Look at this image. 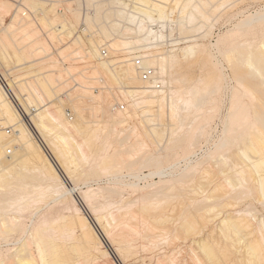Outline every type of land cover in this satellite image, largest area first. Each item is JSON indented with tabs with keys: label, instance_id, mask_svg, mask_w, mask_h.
Masks as SVG:
<instances>
[{
	"label": "bare ground",
	"instance_id": "bare-ground-1",
	"mask_svg": "<svg viewBox=\"0 0 264 264\" xmlns=\"http://www.w3.org/2000/svg\"><path fill=\"white\" fill-rule=\"evenodd\" d=\"M16 1L18 0L14 1V9H13L14 14H12L13 16L11 17L10 22L7 23L3 19L9 13V10H7V6H6L7 3L5 1L0 0V70L3 76L7 78H9V74L11 75L12 73L14 75L17 73V71H20V75H23L26 78L23 80L24 82H21V80L19 81L17 77L14 79L12 78L13 81L18 79L16 82L12 81V88H13L12 92L14 93V95H16V98L20 102L24 111L30 115L29 121L33 124V127L35 128L36 132L39 134L40 138L43 139V141H45L46 147L48 149L47 152L50 153L49 155H52V158L51 156L49 157L47 153L44 152L41 149V147L37 144L33 133L25 123V120L23 119L24 117L18 113V110L9 101L5 92L2 90L0 86V186H2L3 188L4 187L9 188L11 186L10 183H13L16 186V187L14 186L15 188H13L15 189L14 192H16V194L18 191L20 192V190H27L26 189L27 182L26 184L24 182V184L26 185L25 187L24 184H22L24 180L23 178H25L26 176L25 175V172H27L26 170L31 171V175L28 176L30 174V172L28 171L27 174L28 173L29 174L27 176L32 178L34 182H38L36 185L35 183H33L34 184L33 186L29 184L30 187L32 186V188L30 189L33 192L32 195H26L25 191H23L25 193L23 194V192H21L23 196H21L20 194L19 196H17L15 194L17 198L16 196H14L15 198L11 199L13 198V196H9V194L13 193L12 191L13 189L9 188L8 191H10V189L12 190L11 193L10 192L8 193V195L5 193V195H7L6 197H10L9 201H7L9 202V204L7 205L11 207L13 205L16 206H14L15 207L14 209L13 207L12 209H8V210L6 209L7 211L6 210L3 211L4 208L3 209L1 208L2 210L0 211V213L2 214H0V236L10 235V233H12L17 227L21 229L24 223L20 221L18 214L29 212V209L32 208L31 207L32 204L37 203L38 201L41 202L44 199L47 200L46 198H49L50 200L52 199V201L54 202L53 204L54 207L51 206V208H55L56 212H54L55 215L54 217L52 216L53 218L51 221L47 220V218H44L41 220L39 226L38 223L37 226L35 225V227H33L31 231L29 230L26 239L21 243V245L17 249H15V251L13 250L14 252L8 258L2 259L0 261V264H35L38 262L36 261L37 259H39V262L37 264H114L113 261L110 260L111 254L106 249L103 242L104 240L105 241L107 240L112 246H114L118 256L119 255L122 256V253H128V254L134 253L136 252V250H138L137 248L139 247L133 244L135 238L134 236L139 233L138 231L139 228L140 227L143 228L144 232L141 235L140 232L139 233L140 236L137 235L136 236L137 238L135 239L137 240L138 237H140V239L143 238L144 240L150 243L152 239H154V235L151 234L152 232L154 233L153 231L154 229L152 230L153 222L152 223L150 222L154 221V225H156L155 223L158 224L162 222L165 223L164 221L168 219V217L164 218L163 216L164 214L163 215H157L158 213H155V215L151 214L154 213L153 212L155 210L154 208H157V206L152 207L153 205H155L154 202L153 203L149 202L148 194L149 191L151 192V190L147 191L148 192L147 194H145L144 192L142 194L136 195V197L138 198L137 200L142 201L140 204L137 205L136 210L133 209L131 210L132 208L131 205L135 204L136 201H132L134 203L133 204L130 203L131 205L129 204L130 201H128L127 206L125 205V208L128 209L127 211H122L123 210L122 209L123 206H122V207H118L114 211L112 210L107 212L105 211L106 209L104 210L105 212H103L104 203L102 204L99 202L100 199L98 200L99 196L96 195L97 193L94 192L93 194V192H90L92 189H88V191L90 190L89 192H87V190L84 192L80 191V198L82 200V203H84L88 208V210L90 211V213L94 215L95 217L94 221L96 223L95 225H97L98 228H100L101 230L99 233L97 232L95 226H93L89 218L83 213V210L80 208L75 197L69 194V192H71L72 190L70 188L65 187V183L63 182L59 174V171L64 173V175L70 178V180L74 181L75 177L79 174L78 173L75 176V172L77 168L79 169L80 167L81 168L83 167V164L82 166L78 167V165L81 164V162H84V164L86 162L88 163V165L90 163L95 162L94 164L95 166L93 169L96 173L98 174L102 173L105 175L108 174L117 177V174L120 175L119 173L123 169H126L124 168L125 166L127 167L129 166L130 169L129 168L128 169L133 171L134 170L133 166L136 165L137 168L141 169L143 166V164L141 165V163L147 164L151 160H154L149 157V154L147 153L148 151H142L143 146L147 143L146 141L150 139V136L154 140H157L159 138L162 139L163 135L165 134L164 132L167 129L166 127H169V132H168L170 136L169 140H171V136L172 139L173 136L176 137L177 135L174 134L179 132V127L180 125H182V120H183L182 118H180L181 116L179 115L180 107L177 106H181V105H178V103L181 102L184 105V107H187L188 109L189 107H195L197 109V106H199L200 102H202L201 100L205 99L204 96L201 95V92L205 91V89H207L206 87L209 88V86L212 85L211 91L212 93H214V91L217 88L219 89L220 84L218 82H220L219 80L220 78L216 76L217 77L216 79L219 81L212 82L211 84L207 83V86L205 85V82H207L208 80L206 81L203 79L202 83L204 87L205 86L206 87L203 90L199 88H198L199 91L195 90L200 94V96L198 93H195V91L193 92L192 89H191L192 91L187 90L186 93L184 94L185 90L182 91L183 85L181 88V84H179L180 82L179 83L177 82L180 87L172 83L173 81L175 82L177 80L174 78L173 76L174 74H172L173 71L170 72V69L171 70L175 69L173 68V66H175L174 64H177V66H179L178 61H176V57L178 55L176 57L172 55L173 49L171 50L167 49L168 51L166 50L165 52L159 51L158 48L159 45L161 44L160 42L161 39L163 38V33H159V31L153 30L152 28L149 27V25L146 24L148 23H151L153 25L160 24V26H163L165 25L163 23L169 22L168 24L171 25V23L173 22L174 23L178 22L179 24L182 23L184 20H186L187 24L191 25L197 21V16L205 18L206 15V18H208L209 16V19L205 18L204 22L202 18L200 20L202 21L201 25L202 28L204 29L199 27L201 26L200 24L195 23L196 25L198 24V26L195 25L196 28L199 29L201 28V32H199V36H200L199 38L202 39V38H206L210 34L209 30L211 28L209 27L208 23L210 17L212 16V13L211 16L208 15L210 13L209 9L208 12L207 11L201 12V10L205 8L202 7L203 5L201 6V3H203V2L200 3L201 0L200 1L199 0H135L139 5V13H138L139 24L137 26L132 27L131 26L132 24L129 23H128L129 25H122L119 23V21H122V19H126L125 17H122L121 12L113 11L110 7L109 8L105 7L102 0H97L94 17L87 18V29L84 32V35L74 37V33L79 27L82 18V10H80L81 6L79 5L78 0L76 1L35 0V2L32 5V10L28 8L24 0H21L24 5V8H20L16 6L15 5ZM61 1H64L63 3L65 5H63V12L58 13L56 9L58 8L59 3H61ZM67 1L71 2L72 9H70L66 5ZM204 1L207 2V3L205 2L203 3L204 6L207 7L208 6L207 4H210L214 0H204ZM87 2H89V0H87ZM214 3L216 4L217 2ZM220 3L225 4V1L222 2L220 1ZM215 4L211 5V9L213 7V8H217L218 10L217 9L216 10L219 11V6L221 5L217 3L218 5L215 6ZM216 10L213 9L212 10L214 11L213 13L217 12ZM56 13L59 15H57ZM29 16H32V18L34 16L33 19H35V22L32 21V18L30 19ZM247 17L249 19L244 20V22L239 21V23L236 24V26H241V27L246 26L248 30L250 29L249 31H252L255 26L257 25L262 26L261 24L264 22V12H262V14H254L253 16L249 14V16L247 15ZM174 19H176V21ZM203 23L205 27L203 26ZM234 28L237 30L236 32H232V34H237V33L239 34L240 27L238 28L234 27ZM37 29H39L43 33V35L45 34L44 35L46 37L45 39H40V37L36 36ZM249 31H247L248 34ZM71 36L73 41H71V39L69 40ZM185 39L183 38L182 40ZM188 39L190 40V37L187 38L186 42L188 41ZM222 39L224 38L222 37ZM180 40L178 41L176 40L174 43H172L173 40L170 41L172 43L171 45L173 46L175 44L176 46V44H178L177 42H179ZM170 42L168 44H170ZM191 42L192 45L187 44L186 46V44L184 43L183 45L185 47L181 49L179 48L178 51L182 53V58H180L181 61L182 59L184 60V62L185 59L186 61L190 59L188 62L195 61V58L197 60L198 57H200L201 59V56L199 55L202 52H204L203 51L204 47L199 50L201 46L199 44L193 45V40ZM164 43L165 41H163V44ZM220 44H222L221 39H218L215 44V48L218 50V52H219ZM175 46H173V48ZM242 46H245V43L242 44ZM50 47H52L54 50L58 52V54L56 55H58L61 61H56L54 58H52L50 56L52 55V53L42 57L41 59H38L39 61L34 58L35 54L33 53H35L38 50L43 52H49L51 50ZM240 48L242 47H238L236 50H234L235 52L233 51L235 53V56H238L242 60L243 64L247 66V68L251 71L252 74H256V75L258 74L259 76H264V41L259 42V45L258 46L256 45L255 47L257 48L256 50L259 51V53L258 52L255 53L256 52L255 49H254L255 52H252V51H248L250 49L246 47L248 50L244 48V50L246 51L245 52L244 50L242 51ZM102 50L106 52L105 55L102 54L103 53ZM56 51L55 53H57ZM78 51H82L83 53L81 52L79 55ZM75 52H77L78 54ZM175 52L177 51H174V53ZM74 53L77 55H75ZM81 54L82 55L84 54L83 57H87L88 59L94 58L91 59L90 62L89 60L87 61L86 58L85 60H82L83 62L84 61L88 62L85 64L83 70L86 69L87 66L89 67L91 65L92 66L94 65L93 66L94 70H92L91 75H88V77L86 76L87 74L86 75L82 74L83 72L86 71L80 69L82 68V66H78L79 69L83 71L80 76H79L80 73H75L73 71L76 70V67H73L74 65L73 62H75L74 60H76V57L80 59L82 57ZM205 54H203L202 57H204ZM74 55L76 57H73ZM225 55L227 56V53ZM9 56L16 58L15 65L17 66L18 70L15 67L16 71L12 70L11 72V69H14L13 66L12 68L9 69V67H11L12 65V63L9 60ZM173 57H175V59ZM207 57L210 56L207 55ZM59 58L57 60H59ZM80 62H76L75 64ZM64 64H67V66H65ZM212 65L214 66V64ZM144 67L153 68V73L151 76L153 77V79L143 78L141 72L145 69ZM89 68L87 69L90 70ZM100 68L101 70L103 69L106 73H108L112 80H114L116 83L118 82V84L122 86H120V88L117 87L112 88L111 86H108L107 83H105L107 81L106 78L108 77V75H104L103 73L104 76H107L105 77L106 81L104 82L103 79L104 76L101 77L102 73H100L101 71L100 72L98 71ZM177 68L178 67H176V69ZM72 72L74 74H72ZM165 75H168V77H170L169 78L170 80L166 79ZM71 81L74 82L73 86H71L70 84ZM110 81L107 82L110 84ZM208 84L210 85L208 86ZM92 85H98L97 94L94 93L93 89L95 86ZM238 85H240V83ZM209 89L207 90L208 91L207 94L210 91ZM242 89H244L243 93H245L244 95L246 96V93L248 91L245 92L246 90L244 87ZM204 93H206V91ZM207 94H205V96ZM60 95L64 96V99L61 98ZM210 95L211 93H209V96ZM110 98H112L116 103L120 98L123 101H127L129 104L128 111L123 112L125 110V104H117L114 107V105L109 102ZM174 98H176L177 100H174ZM234 99L236 100V98ZM95 104L101 105V117L98 119H93L94 115H91L89 118L86 112V109H88V107L89 110L94 111L93 108H95ZM245 107L242 108L244 110H242L241 112L243 111L245 112L247 110V108L245 110ZM65 108L66 109L68 108L73 112L72 118L70 117L71 111L65 110ZM187 108L186 109L184 108L183 110L188 111ZM232 108H236V107H232ZM32 109L35 111V113H30L31 111H33ZM234 111L232 110V113ZM237 112H240V109ZM66 115L69 118H71V120H68L66 118ZM114 115L116 116L114 117ZM137 115L141 116L144 125H147L146 128L149 133L143 131L142 133H138L136 137L132 136L133 133H136L135 129L138 131V128H136V126L135 127L133 126V128L129 126L130 128V130L128 131L130 132L129 138L135 137V139L131 141L127 146L124 145L122 141L121 143L118 144V148H115L111 154L110 152H106L109 144L107 142L108 140L103 141L99 144L98 141L100 138H98L97 133L101 132L103 129L104 131H106L105 128L108 126L107 124L111 119L114 120L116 123L120 124L132 118L133 116H137ZM259 115H260L259 111L258 112L254 111V116H255L253 117L254 122L252 121L250 122L249 118L247 119V117L244 121V123L249 121L247 125L244 124V128L245 130L247 129V132H244L243 134L239 135L237 140H239L240 137L243 138L241 139L244 142L242 143V141H240V143H242L241 144L242 146L240 147V144H238V146L240 147L238 148L240 154H242L244 158V161H246V164L248 165L246 164L245 166L242 165L244 166V168L243 167L239 168L240 170L236 173L240 175L238 176L241 177V179H244L245 186L247 184L246 183L247 181L249 182L250 180L252 181L254 180L253 182L254 183L256 182L257 184L256 190L258 191L260 190L261 193L263 194L262 197H264V132H263L264 119L263 118L261 119L260 117L262 116L259 117ZM238 116L240 118L241 117L243 118V115L242 116L238 115ZM166 120L170 121V123H168L167 125L164 124ZM208 121L209 119H207V122ZM207 122L205 123L206 125ZM255 122H258L259 125L257 123V125L254 127ZM91 124H93V126ZM207 127H209V123ZM144 128L145 127H143L142 129L144 130ZM199 128H201V126H199ZM204 128H206L205 125ZM198 131L200 133V130ZM146 133L150 136H148ZM168 133L166 132V134ZM183 134H185V132ZM107 135L110 137L111 134L110 135L107 134ZM104 137L107 138L106 136ZM180 137L177 136L176 139H173L170 142L169 140L166 141H168L167 143H175L176 145H178L180 142ZM79 138L80 140H78ZM156 143H158V141H156ZM123 146H125V148L122 149L121 147ZM198 151L199 148L197 149L196 147L193 148L191 155L187 161L191 162L193 158L197 155ZM5 153L7 154V156L5 155ZM107 153H109V155ZM139 162H141L140 163L141 168L140 165L136 164V163L139 164ZM158 165H160V163ZM236 166H238V163L236 164ZM81 168L79 169V171L81 170ZM87 168L89 169L90 167L86 165L85 169ZM155 168H156L155 169L156 172L152 171L153 173H150L149 174L150 176L151 175L153 176L155 174L159 175L161 173L160 170H157L158 169L157 166ZM230 168L228 170H230ZM237 168L234 169V171H237ZM83 171L84 169H82V172L81 171L80 172L83 173ZM87 171L84 172L87 173ZM251 174L255 175L254 178L252 177ZM133 176L137 177L136 175ZM246 177L249 180H247ZM227 178L225 180H227ZM235 179L237 178H234V180ZM2 184H10V186L9 185L3 186ZM227 185L229 187L230 185L229 182ZM240 186L242 187V184ZM159 187L158 186L155 187L154 190ZM231 188L233 189L232 186ZM246 189L249 190V188ZM261 193L259 192V194ZM164 194L166 195V193ZM198 194L196 193V195ZM0 197L2 199V195ZM133 197H135V195ZM1 199L0 202L4 198L2 200ZM167 199H170V197H168ZM198 201L197 203H199ZM190 204L192 203L186 205L189 206ZM167 206L169 205L167 204ZM193 208L195 209V203ZM197 210L198 209L196 208L195 213L199 212V210L198 211ZM195 213L191 212L190 214H188L187 215L188 217H185L183 223L180 225L186 234L199 236L200 232L199 230H197L198 228L196 225L198 220L201 222L202 217L200 216L198 219L197 214ZM244 219H242V217L231 219L226 216L223 218V220L221 219L222 221L220 223L223 225L226 224L232 230H234V232L238 234H242L241 236L245 240L246 249L248 248V251H250V254L253 257V259L258 260V262H260V263L257 262L258 264H262V260H264L263 253L261 254L262 251H260V249L262 250V247L260 245L262 241L259 242L258 240L259 242L258 243L257 241H255V239L248 237V236L251 237L250 233H252L253 228L252 225H250L251 221L248 222L249 219L248 220H246L247 218ZM178 220L181 221L180 217ZM203 220L202 222H204L205 220L208 221L209 219L208 220L205 219L204 221ZM177 223L179 224V221ZM201 224L202 223H200V225ZM249 227L252 228V229L250 228L252 231L249 229L251 232L246 230ZM176 231H178V229H175V232ZM179 233H181V231ZM209 235L210 233L207 236ZM156 237L157 236H155V238ZM175 238L178 239V236H175ZM69 239H72V244L66 246V244H64L66 242L63 243V241L64 240L69 241ZM144 240L142 241L146 242ZM166 240L167 239L165 240L163 239V241ZM205 241L206 243H208L207 239L197 240L196 244H198L197 246L200 247V250H202L207 255L208 254L210 255V253H215L212 251L213 248L211 250V248L208 246V244L205 243ZM31 245L35 247V252H36L35 255L32 254L31 252L26 251L28 250V246ZM168 246L170 245L168 244ZM168 246L167 248H169ZM48 247H53L50 249L53 252L49 253V250L47 249ZM146 247H148V244L146 245ZM146 247L144 245L142 246L143 249H145ZM151 248L152 250L149 248V251L146 252L145 258L148 252L153 251L154 247ZM142 252L145 253L144 250H141L139 254H141ZM176 252H178V250ZM176 252H174V254L172 255L168 254L169 256L167 255V257L157 256V258H155L156 259L155 262H151V258H150L151 263L150 262L149 263L178 264L175 260V259H177V261L179 260L178 258L175 257ZM126 256L124 255V257ZM212 256L216 259V256L214 255ZM128 257L131 256L129 255ZM135 257L137 258V256L134 255V258ZM213 257L212 259H214ZM121 259H124V261L126 260L123 257H121ZM195 259H197V257L193 259L194 262L192 261V259L191 260L188 259V260L193 262V264L194 263L197 264L196 262L198 261V259L197 261ZM141 260L142 258L140 259V261ZM182 263L187 264V262L185 261H183Z\"/></svg>",
	"mask_w": 264,
	"mask_h": 264
},
{
	"label": "rangeland",
	"instance_id": "rangeland-1",
	"mask_svg": "<svg viewBox=\"0 0 264 264\" xmlns=\"http://www.w3.org/2000/svg\"><path fill=\"white\" fill-rule=\"evenodd\" d=\"M1 1H5L7 3L6 6H7V10H9V13L3 19H4V21H6L8 23V22H10L11 17L13 16L12 14H14L13 9H14V1L15 0H1ZM24 1H25L26 5L28 6V8H30V10H32V5L35 2V0H24ZM220 1L221 2L225 1V4L224 3L221 4ZM69 2L70 1H67L68 4L66 3V5L70 9H72L71 8V2L70 3ZM201 2L204 3L205 1L201 0L200 3ZM214 2H217L219 5L222 6V7L219 6V11H217L218 10L217 8L212 7V9H211V5L215 4ZM203 3H201V6L203 5L202 7H205L204 8L205 10L202 9L201 12H204V11L208 12L210 10L209 11L210 13L208 14L210 16L212 13V16L210 17V20L208 23L209 27L211 28L209 30L210 31V34L208 35L209 37L207 36L206 38H202V39L199 38L200 37L199 32H201V28H202V25H201L202 21H200L202 17H200V16H197V21L191 25H188L186 20H184L182 23H179V24H178V22L177 23H174V22L171 23L170 22L171 25L168 24L169 22L163 23V24H165L163 26H160V24L159 25L158 24L153 25L151 23L146 24V25H149V27L152 28L153 30L159 31V33H163V38L161 39V42H160L161 44L159 45V48H158L159 51L165 52L167 49L168 50L173 49L172 50L173 53H174V51H177L174 53V54L177 53L176 55H174L173 53H172V55L175 57L178 55L176 57V61H178L179 66H177V64H174L175 66H173V68H175V69H173V70L170 69V72L173 71L172 74H174L173 76L177 80L175 82L173 81L172 83L177 86L178 83L180 82L179 84H181V88L183 85L182 91L185 90L184 94L186 93L187 90H190V91L193 90V92L195 90L199 91L198 88L203 90L207 86V83L211 84L212 82H218L220 80V82H218L220 84L219 89L217 88L214 91V93H212V91H211L212 85L209 86L210 84H208L210 89L208 87H206L207 89H205L206 93H204L205 91L201 92V95L204 96L205 99L203 98L204 100H201L202 102H200V105H199L200 107L197 106V109L195 107H189V109H188L187 107H184V105L181 102L178 103V105H181V106H177V107H180V112L179 111L178 112H179V115L181 116L180 118H182L183 120H182V125H180V127H179V132L174 134V135H177L179 137L181 135L179 144L176 145L175 143H167L168 141H166V140H169V138H170L169 133H168L169 127H166L167 129L164 132L165 134H166V132L168 134H166V136L164 134L162 139L159 138L157 140H154L153 138H151V136L147 134V133H149L147 131V128H146L147 125H144V122H143V119L141 118V116H138V115L133 116L132 118H130L127 121L120 123V124L116 123L114 120L111 119V120H109V122L107 124L108 126L105 128L106 131H104V129H103L101 132L97 133L98 138H100L99 141L97 140L99 142V144L103 141L108 140L107 142L109 144L107 143L108 149L106 152H110V154H111L115 148H118V144L121 143L122 141H123L124 145L127 146L131 141H133L135 139V137H136V135H138V133H142L143 131H146L147 132L146 134L148 136H150V139H148L146 141L147 143L143 146L142 151H148L147 153L149 154V157L154 159V160L150 159L151 161L148 162L147 164L141 163V162H139V164L136 163L137 165H140V163H141V165L143 164V166L141 168V165H140L141 169H139L135 165V166H133V168H134L133 171L129 170L130 169L129 166L128 167L125 166L124 168H126V169L122 168L123 170L119 173L120 175L117 174V177L112 176V175H108V174L105 175L102 173L101 174L96 173L93 169L95 166L94 165L95 162L90 163L91 166H90V164L88 165V163H86V162H85V164H84V162H81V164L78 165V167H79V166H82V164H83V167L82 168L80 167L81 168L80 171L82 172V169H84L85 172L87 170L88 171H87V173H85L83 171V173H84L83 174L79 171L80 168L79 169L77 168L76 172L77 171L78 172L77 173L75 172V176L78 173L79 174L77 175L78 177L77 176L75 177L76 180L74 179V181L70 180V178L66 177V175H64V173L59 171V174H60L63 182L65 183V187L70 188L72 190L71 192H69V194H71L72 196L75 197L80 208L83 210V213L89 218V220L91 221L93 226H95L97 232H99V233L101 230H100V228H98L97 225H95L96 223L94 221V219H95L94 215H92L90 213V211L88 210V208L86 207V205L84 203H82V200L80 198V191L84 192L87 190V192H89L90 190L88 191V189H92L90 192H93V194H94V192L97 193L96 195L99 196L98 200L100 199L99 202L102 204L104 203L103 204V212H105V211L107 212V211H112V210L114 211L118 207H122V206H123L122 211H127L128 209L125 208V205L127 206L128 201H130L129 204L130 203L133 204L134 202H132V201H136L135 204H133V205L130 204L132 206L131 210L132 209L136 210L137 205L142 202L141 200H137L138 198L136 197V195L142 194L144 192H145V194H147L148 193L147 191L151 190V192L149 191V194H148L149 202L150 203L154 202L155 205H153L152 207L157 206V208H154L155 209L154 211L151 210L154 213H151V211H150V213L152 215H155V213H158L157 215H163L164 214L163 215L164 218L168 217L169 220L166 219L164 221L165 223H163V222L159 223V224L155 223L156 225H154V221L150 220L151 221L150 223L153 222L152 223L153 225L152 224L151 225L153 227H155V228L152 227V230L154 229L153 230L154 233L153 232L151 233L154 235V239H152V241H151L152 243L147 242L143 238L140 239V237H138L137 240L135 239V238H137L136 236L139 235L140 232H141L140 235L144 232L143 228H141V227L139 228V230H138L139 233L134 236L135 238L133 241L134 242L133 244H135V246H137V247L139 246V247L137 248L138 250H136V252H134V253H129V254L128 253H122V256L121 255L118 256V254L115 251L114 246H112L107 240L106 241L104 240L103 241L104 245H105L106 249L109 251V253L111 254L110 260L113 261L114 264H133L135 262H137L135 264H150L151 262H155V260H156L155 258H157V256L167 257L168 254L172 255L177 250H178V252H176L177 255L175 253V257L178 258L179 260L178 261H177V259H175V260L178 264H183L182 263L183 261L187 262V264H190V263L193 264V262H194L193 259L196 257L199 261V264H216V263L221 264V262H222V264H258V263H260V262H258V260L253 259V257L250 254V251H248V248L246 249L245 240L241 236L242 234H238V233L234 232V230H232L228 225H226V224L223 225L220 223L223 220V218L226 216L231 218V219H236L237 217H242V219H244V218H247L246 220L249 219L248 222L251 221L250 225H252L253 229L251 227H249L246 230L249 232H251L252 230L253 231H252V233H250L251 237L250 236H248V237L255 239V241H257V242H258V240H259V242L262 241L261 242L262 244L260 243L262 250L260 249V251H262L261 254L263 253V256H264V239H263L264 238V197H262L263 194L261 193L260 190L259 191L256 190L257 184H256V182L255 183L253 182L254 180L249 181L251 184L247 181L246 182L247 184L245 186L244 179H241V177H239L240 175L236 173L240 170L239 168H242V167L244 168V166L246 164V161H244V158H243L242 154H240V151H239V148L242 146L241 144L244 142V141H242L243 138L240 137V139L237 140L239 135L243 134L244 132H247V129L245 130V128H244V124L247 125L249 123V121L254 122V118H253V117H255L254 111H256V112L259 111V114H260L259 117L262 116L260 118L264 119V76H259L258 74L257 75L252 74L251 71L247 68V66H245L243 64L242 60L238 56H235V53H234L235 52L234 50H236L238 47H242V48H240L242 51L245 48L246 50L250 49L248 51H252V52L256 51L255 53H257V52L259 53V51H257L256 50L257 48H255V47H256V45L257 46L259 45V42L264 41V22L261 24L262 26H259V25L255 26L252 31H249L250 29L248 30L246 28V26L241 27V26H236V24H238L239 21L244 22V20L249 19L247 17V15L249 16V14L252 16L254 14H262V12H264V0H229V1L228 0H214L211 2L212 4L211 3L207 4L208 5L207 7L204 6ZM205 3H207V2H205ZM217 3L215 4V6L218 5ZM226 3H228V4H226ZM220 7H221V9H220ZM213 9L214 10L217 9L216 10L217 12L213 13L214 12V11H212ZM57 15H59V14H57ZM29 18L31 19L32 16H29ZM33 18H34V16H33ZM33 18H32V21L35 22V19H33ZM205 18H206V15H205ZM205 18H202L203 22L205 21ZM206 19H209V16ZM174 20L176 21V19H174ZM56 23H59V22H56ZM128 23H130V22H128ZM195 23L200 24L201 26H199V27H201V28L200 29L196 28ZM150 24H151V26H150ZM198 24L196 26H198ZM241 25H243V24H241ZM203 26L205 27L204 23H203ZM234 27H236V28L240 27V33H239L240 36L238 33L232 34V32H236V30H237ZM202 29H204V28H202ZM207 29H209V28H207ZM257 29H258V31H257ZM247 31H249V34L247 33ZM44 35L39 29H37V35L36 36L40 37V39H45L46 37ZM185 37H186V39H185ZM188 37H190V40L188 39V41L186 42ZM222 37L224 39H222ZM183 38L185 40H182ZM191 38H193V39H191ZM70 39H71V41H73L72 36L69 38V40ZM196 39H198V40H196ZM218 39H221V43H222L219 45V52L215 48V44H216ZM176 40L177 41L180 40L179 42H182V41H184V42H182V43L177 42L178 44H176V46L174 44L173 46H175V47L173 48V46L171 44L174 43ZM192 40H193V45L199 44L201 46L199 48V50L203 47L205 49L203 48L204 52H202L199 55V56H201V59H200V57H198L197 60L195 58V61H190V62H188L190 59L189 60L187 59L188 61H186V59H185V62H188V63H185L183 59H182V61L180 60V58H182V53L178 50H179V48L181 49V48L185 47L183 45L185 42H186L185 43L186 46H187V44L192 45V42H191ZM163 41H165L164 44H163ZM170 41H172V43ZM169 42H170V44H168ZM244 43H245V46H242V44H244ZM239 44H240V46H239ZM176 47H177V50H176ZM246 47L247 48L249 47V48L247 49ZM50 48H51V50H50L51 52L50 51L49 52H43L40 50L36 51L35 53H33V54H35L34 58L38 60V59H41L42 57L47 56L48 54L52 53V55H50L52 58H54L56 61H61L60 58L58 57V55H56V54H58V52L56 50H54L52 47H50ZM254 49H255V51H254ZM55 51L57 53H55ZM81 52L82 51H78L79 55ZM75 53H77V52H75ZM226 53H227L228 57L225 55ZM77 54H75V55H77ZM203 54H205L204 57H202ZM75 55L73 57H76ZM207 55L210 57H207ZM83 56H84V54L82 55V57L80 59H78V57H76V60H74L75 62H73V64H74L73 67H76V70H73V71L75 73H80L79 74V76H80L81 73L84 70H86L85 72H87V73L83 72L82 74H84V75L87 74L86 76L88 77V75H91L92 70H94L93 69L94 65L89 66L91 68H89L87 66V68H89L90 70H88L87 68L83 70V68L85 67V64L88 62L84 61L85 62L84 63L82 60H85V58H86L87 61L89 60V62H90V60L94 59V58L88 59L87 57H83ZM175 57H173V58L175 59ZM48 58H49V56H48ZM58 58H59V60H57ZM9 60L12 63V65H11V67H9V69L12 68V66H13L14 69H11V72H12V70L16 71V68H17V66L15 65L16 58L9 56ZM80 60H81V62H80ZM179 60L181 61V64H180ZM76 62H80V63L75 64ZM212 64H214L215 67ZM64 65L67 66V64H64ZM78 66H82V68H80V69L83 71H81ZM176 67H178V68L176 69ZM144 68L146 69L147 67H144ZM17 70H18V68H17ZM98 71L99 72L101 71L100 72V73H102L101 77L104 75H108V77L104 76V78H103L104 82L106 80L108 82L111 80L110 84L107 81L105 82V83H107L108 86H111L112 88H116V87L120 88V86H122V85H119L118 82L116 83L114 80H112L110 75L108 73H106L103 69L101 70V68H100ZM179 72H181V73H179ZM103 73H104V75H103ZM72 74H74V73L72 72ZM165 76H166L165 77L166 79L170 80L169 79L170 77H168V75H165ZM216 76L220 79L217 80ZM16 77L19 79V81L21 80V82H24L23 80L26 79L23 75H20V71H17V73L14 75L12 73H11V75L9 74V78H7V77H5V78L7 80H9V86L11 85L10 86L11 89H13L12 88V81H13L12 78L14 79ZM105 77H107L106 80H105ZM18 79H16L13 82H16ZM103 79H101V80H103ZM203 79L206 81L208 80L207 82L204 81L205 85H206L205 87L202 83ZM72 82L73 81H71V83H70L71 86L74 85V82H73V84H72ZM239 83H240V85H238ZM93 84H95V83H93ZM92 86H95L93 91H94V93L97 94L98 93V89H97L98 85H92ZM164 86H165V84H164ZM241 86H242V88L243 87L245 88V90H246L245 92L248 91L246 93V96L244 95L245 94V93H243L244 89H242ZM187 88H189V89H187ZM194 88H197V89H194ZM208 89L210 90L209 93H211L210 96H209V93L207 94ZM196 91H195V93H198ZM182 94H183V92H182ZM205 94H207L208 96L207 95L205 96ZM247 95H248V97H247ZM199 96H200V94H199ZM60 97L64 99V96L60 95ZM176 98H174V100H177ZM234 98H236V100ZM109 102L111 104H113L114 107L117 104H125V110L123 112H126L129 109L128 108L129 107L128 102L121 100V98L118 100L117 103L112 98L109 99ZM245 106H247V107H245ZM232 107H236V108H232ZM243 107H245V110L247 108L246 111H248V112H246V111L241 112L242 110H244V109H242ZM184 108L185 109L187 108L188 111L187 110L184 111L183 110ZM191 108H193V109H191ZM230 108H231V110H230ZM93 109H94V111L89 110V107H88V109H86V112H87L89 118L91 115H94L93 119L100 118L101 117V105L95 104V108H93ZM239 109H240V112H237V111H239ZM254 109H257V110H254ZM65 110L71 111L68 108L67 109L65 108ZM178 110H179V108H178ZM232 110L233 111L235 110V111L232 113ZM33 111H31L30 113H35V111L34 112ZM229 112L232 114H230ZM242 113H244V114H242ZM26 114H27L28 118L26 120L25 119L24 120H25V123L27 124V126L29 127V129L31 130V132L33 133L35 141L41 147V149L44 152H46L49 157L51 156V158H52V155H49L50 153L47 152L48 149L46 147L45 141H43V139L40 138L39 134L36 132L35 128L33 127V124L29 121L30 115L28 113H26ZM72 114H73V112L71 111V116H70L71 118H72ZM241 114L243 115V118L242 117L240 118L238 116V115L242 116ZM246 115H248V116H246ZM115 116L116 115H114V117ZM197 116H199V117H197ZM246 117H247V119L249 118V121L244 123ZM66 118L68 120H71V118H69L67 115H66ZM194 119H196V120H194ZM207 119H209L208 122H207ZM236 119H237V121H236ZM205 120L207 122V125L209 123V127H207V125L205 124L206 123ZM231 121H232V124H231ZM168 123H170V121L166 120L164 124L167 125ZM226 123H228V124H226ZM257 123L258 122L254 123V127L257 125ZM203 124L206 126V128H204ZM233 124H234V126H233ZM91 125L93 126V124H91ZM225 125H227L228 127ZM258 125H259V123H258ZM129 126H131L132 128H133V126L134 127L136 126V128H138V131L135 129L136 133H133V135H132L135 137L129 138V134H130V132H128L130 130ZM142 126L145 127L144 130L142 129L143 128ZM199 126H201V128L202 127L203 128L201 129V128H199ZM207 128H208V130H207ZM225 128L227 131L225 130ZM234 128H235V130H234ZM237 129H238V131H237ZM198 130H200V133ZM184 132H185V134H183ZM263 132H264V130H263ZM198 133H199V135H198ZM107 134H109V135L111 134L110 137ZM104 136H106L107 138H105ZM177 136L176 137L173 136V139H176ZM118 137H119V139H118ZM173 139L171 136V140H169V142L172 141ZM78 140H80V138ZM156 141H158V143H156ZM240 141H242V143H240ZM226 143H227V145H226ZM238 144H240V147L238 146ZM161 145H163V146H161ZM195 147H196V149L199 148V151H198L197 155L193 158V160L191 162H188L187 160L189 159V157L191 155L192 149ZM121 148L123 149V148H125V146H123ZM107 154L109 155V153H107ZM150 154L153 156H151ZM5 155L7 156L6 153H5ZM158 158H160V159H158ZM186 161H187V163H186ZM243 162H245V163H243ZM159 163H160V165H158ZM237 163H238V166H240V167L236 166ZM86 165L90 168L85 169ZM242 165H244V166H242ZM246 165H248V164H246ZM156 166L158 167L157 170H160L161 173L159 175L155 174L153 176L152 175L150 176L149 175L150 173L156 172V170H155ZM230 166H231V168H230ZM233 167H235V168H233ZM229 168L231 171L233 169V171L231 172L230 170H228ZM236 168H237V171H234V169H236ZM26 171L28 172L29 170H26ZM23 172H25V171H23ZM27 172H25L26 176H25V178H23L24 180H23L22 184H24V182L26 184V182H27V184H26L27 186L24 184V187L26 186L27 187L26 189L28 191L27 190H20V192L18 191L19 193L17 192V194H16V192H14L15 189H13L16 186L13 183H10L11 186H10V184H2L3 186L9 185L10 186L9 188L13 189V190L10 189V191H8L9 190L8 187L3 188L2 186H0L1 187L0 188V196L2 195V199L4 198L2 200L0 197V199L2 200L0 202V211L3 208H4L3 211L6 209L7 210L12 209V207H13V209L15 208L14 206H16V205H13L12 207L7 205V204H9V202H7V201H9L10 197H6V196L8 195L9 192L11 193V190L13 191V193L9 194V196H13V198H11V199H14L15 198L14 196H16V195L19 196V194L21 196H23V194H25V193H26V195H32L33 192L30 189L34 185L33 183H35V185H36L38 182H34V180L32 178L28 177L31 175V171H29L30 172V174L28 173L29 175L27 174ZM132 174L136 175L137 177H134ZM251 175L254 178L255 175L254 174H251ZM131 176H133V177H131ZM227 177L228 178L231 177V178L228 179ZM226 178L229 181L225 180ZM234 178H237V179L234 180ZM246 179L249 180L247 177H246ZM29 181L32 183H30ZM230 181H231V183H230ZM73 182H75V183H73ZM228 182L233 187V189L231 188L230 185L228 187V185H227ZM131 183L134 185H132ZM29 184L32 186L30 187ZM232 184H234L235 186ZM241 184H242V187L240 186ZM157 186L158 187L161 186V187L156 188L154 190V188ZM245 187L249 188V190L246 189ZM6 188H8V189H6ZM96 190H98V191H96ZM159 190H160V192H159ZM161 190H163V191H161ZM23 191H25V193ZM21 192H23V194ZM29 192H31V193H29ZM259 192L261 194H259ZM5 193L7 195H5ZM164 193H166V195ZM196 193L197 194L199 193V194L196 195ZM3 194H4V197H3ZM134 195H135V197H133ZM163 195H164V197H163ZM194 195H196V196H194ZM17 196H16V198H17ZM167 196L170 197V199H167L168 198ZM7 198H8V200H7ZM131 198L132 199L134 198V199L132 200ZM46 199L47 200L44 199L41 202L38 201L37 203L32 204V206H31L32 208L29 209V212L18 214L20 221L22 223H24V225L21 229L19 227H17L12 233H10V235H8V236L6 235L8 239L6 238V236H0V261L2 259L8 258L15 251V249H17L21 245V243L26 239V236H27V233L29 232V230L31 231L33 229V227H35V225L37 226L38 223H39L38 224V226H39L42 219L47 218V220H49V221L52 220V218L55 215L54 212H56L55 208H51V206L54 207L53 206L54 202L52 201V199L51 200L49 198H46ZM48 200H50V201H48ZM197 201L199 203H197ZM189 203H192V204H190L191 207H190V205L189 206L186 205ZM194 203H195V209L193 208ZM167 204L169 206H167ZM114 205H116V206H114ZM196 208L199 210L198 213L197 212L195 213ZM50 209H53V210H50ZM188 210H190V211H188ZM162 212H165V213H162ZM191 212H194L195 214H197L198 219L200 216L202 217L201 222L198 220L197 225H196L198 228L197 230H199V232H200L199 236L186 234L180 225L183 223L184 218L188 217L187 215L190 214ZM244 213H245V215H244ZM0 214H2V213H0ZM179 217H180L181 221L178 220ZM203 217H205V218H203ZM203 219L204 220L209 219V220L208 221L205 220L207 222L206 223ZM202 220L204 222H202ZM178 221H179V224L177 223ZM252 222H253V224H252ZM200 223H202V224L200 225ZM198 224H199L200 228H199ZM204 226H205V228H204ZM227 227H228V229H227ZM175 229H178V231L179 232L181 231V233H179L178 231L175 232ZM180 229H182V230H180ZM256 229H258V230H256ZM173 230H174V232H173ZM202 230H203V232H202ZM177 232L179 233V235ZM165 233H166V235H165ZM209 233H210V235L207 236ZM162 234H164V235H162ZM172 234H173V237H172ZM174 235L178 236L179 240L176 239ZM155 236H157L158 238L157 237L155 238ZM189 236H192L193 238L189 237ZM206 237H209L211 242L209 241V238H206ZM2 238L6 239V240H3ZM163 239L164 240L167 239V240L163 241ZM198 239L199 240L207 239L208 243H206V241H205V243L208 244V246L211 248V250L213 248L212 251L215 253H210V255L209 254L207 255L202 250H200V247H198L197 246L198 244H196ZM142 240L146 241L147 243L143 242ZM239 240H242V241H239ZM137 241H140L141 243L137 242ZM64 242H66V243H64ZM135 242H137V243H135ZM164 242H165V244H164ZM171 242H172V244H171ZM63 243L66 244V246H69L70 244H72V239H69V241L64 240ZM144 243L146 245L148 244V247H146V245ZM173 243H174V245H173ZM141 244H143L146 248L143 249L142 248L143 245H141ZM149 244H151V245H149ZM168 244L170 246H168ZM140 246L142 249L140 248ZM167 246L169 248H167ZM173 246H175V247H173ZM151 247H154L155 251L153 249L154 252L150 251L153 253L148 252L149 254L147 253L146 258H145V254L147 251H149V248L152 250ZM51 248H53V247L47 248L49 250V253L53 252L50 250ZM140 249L144 250L145 253L142 252L141 254H139L141 252ZM26 251L31 252L34 255L36 254L35 247L32 245L28 246V250H26ZM216 252H217V254H216ZM181 254H182V256H181ZM193 254L195 255V257ZM124 255L125 256L127 255V256L124 257ZM129 255L131 257H128ZM134 255L137 256L138 259L136 257L134 258ZM212 255L216 256L217 260ZM120 256L125 258L126 260L124 261V259H121ZM211 256L214 259H212ZM141 258H142V260L140 261ZM150 258H151V262H150ZM219 258H220V260H219ZM188 259L189 260L192 259L193 262L189 261ZM197 259H195V260L197 261ZM36 261L39 262V259H37ZM198 261L196 262L197 264H198ZM263 261L264 260H262V264H264ZM37 263H35V264H37Z\"/></svg>",
	"mask_w": 264,
	"mask_h": 264
},
{
	"label": "built area",
	"instance_id": "built-area-1",
	"mask_svg": "<svg viewBox=\"0 0 264 264\" xmlns=\"http://www.w3.org/2000/svg\"><path fill=\"white\" fill-rule=\"evenodd\" d=\"M73 1H76V0H73ZM78 1H79V5L81 6L80 10H82V18H81L79 27L74 33V37L84 35V32L87 29V18L94 17L95 7L97 5V0L96 1L89 0V2H87V0H78ZM63 2L64 1H61V3H59L58 8L56 9L58 13L63 12V5H64ZM102 2L104 3L105 7L107 8L110 7L113 11L121 12L122 17L126 18V19H122V21H119L120 24L122 25L132 24L131 25L132 27L137 26L139 24V20H138L139 5L137 4L135 0H102ZM15 5L20 8H24V5L21 0L16 1ZM128 22L130 23L128 24ZM102 52H103L102 54L105 55L106 52L104 50H102ZM141 73L144 79H147V78L153 79V77H151L153 73V68H146ZM0 86L2 90L5 92L9 101L18 110V113L24 117L23 119L26 120L28 118L26 112L24 111L20 102L18 101L14 93L12 92L13 90L9 86V80H7L3 76L1 71H0Z\"/></svg>",
	"mask_w": 264,
	"mask_h": 264
}]
</instances>
